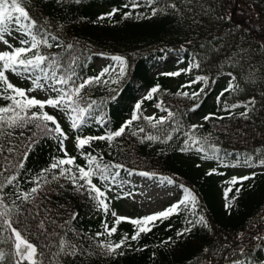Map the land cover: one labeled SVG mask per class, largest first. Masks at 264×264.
Wrapping results in <instances>:
<instances>
[{"label": "trees", "instance_id": "obj_1", "mask_svg": "<svg viewBox=\"0 0 264 264\" xmlns=\"http://www.w3.org/2000/svg\"><path fill=\"white\" fill-rule=\"evenodd\" d=\"M173 3L176 9L169 7ZM138 5L133 8L131 0H82L80 4L70 2L63 7L55 0H28L26 4L30 15L38 23L43 24L45 17L48 18L49 23L45 27L58 36L61 44L76 45L73 55L79 56L78 72L82 79L97 76L101 72L102 69L96 70L93 63L101 53L127 58V73L118 84L111 82L117 78V68L110 76L103 77L109 81L108 84L84 90L86 100L96 101L99 108L81 129L69 130L68 137L73 147L68 150V154L76 157L77 164H86L84 157L77 151L75 137H98L117 130L131 119L136 103L159 84L160 92L154 94V99L144 100L141 113L150 116L149 111L152 110L159 119L163 111L156 104L162 101L163 106L175 114L173 119L157 128H151L143 119L134 121L133 130L138 127L145 129L139 136L131 135L126 129L125 135L116 138L111 144L95 140L91 148L85 147L83 151L91 152L98 158L103 157V163L122 164L132 174L154 173L155 176L150 178L158 184L167 183H161L157 177L168 176L176 180V184L183 183L193 189L199 198V211L206 216L212 230L197 226L192 233L178 237L177 231L187 227L185 220L195 219L190 213L180 212L163 222L157 221L152 231L142 233L139 240L129 239L128 244L131 246L125 245L124 255H102L95 246L97 242L108 239L117 242L125 233L130 238L135 229L130 223L123 222L111 237L95 236L105 231L103 223L107 222L112 227L113 222L107 219L103 211L97 210L87 193L75 192L63 177L58 183L53 181L44 184L35 203L22 202L17 199L18 193L12 186L5 188V202L11 206V201L15 200L22 213V223L14 226L19 229L27 227L29 232L39 236L37 224L44 220L49 233L55 231L64 235L67 232L66 239L94 253L75 258L61 257V264H233L234 260L242 259L251 260L253 264H264V239L255 238L264 237V175L255 174L253 177V173H249L245 176L253 178L242 181L243 187L240 183L233 185L232 192L228 193L229 199H232L236 188H241V191L235 207L230 211L225 210V189L230 186L227 181L235 177L229 174L230 169L234 168L231 165L238 162L241 166L235 168L246 167L243 166V160L247 155H251L254 162L264 157V0H155L151 5L146 0H138ZM153 8L163 9V12L157 11L153 16ZM114 9L117 11L111 18L98 20V17ZM124 13L131 15L124 18ZM239 13L240 16H237ZM61 24L64 25L63 29L58 28ZM213 48L218 51L214 52ZM48 51L67 55L63 47H53ZM168 53L179 58L181 68L172 66L164 73L181 71L193 63H199L200 67L190 72L181 71L178 76L153 77V70ZM229 72L236 76V80H231L227 75ZM197 76L209 77L210 88L216 81H224L228 82L229 89L231 81L232 85L239 84L240 90L225 91L221 84L218 87L221 90L218 93L216 90L213 100L209 102L212 96L210 92H205L206 89L199 97L191 98L193 92L200 91L203 82L184 89L175 85L177 81L191 83ZM225 77L228 78L223 79ZM30 87L31 82L27 80L20 88ZM143 92L144 95L140 97ZM177 92H187L189 95H176ZM30 95L35 96V92ZM253 97L256 103L248 114L249 119L239 115L245 111L243 107L225 108V105H243ZM85 102H82V106ZM7 103L10 102L0 99V106ZM196 104H199L200 111L196 120H193L192 109ZM45 111L57 118L49 108ZM210 114L212 118L205 120ZM100 117H103L104 123L99 122ZM177 124L180 126L179 131L172 132ZM60 125L64 131L67 129ZM191 125H203L195 130V135L198 138L207 137L208 142L220 150L219 160H205L201 158V153L179 150L187 139L184 133L192 131ZM149 133L160 135L161 139L171 133L173 138L167 143H141L140 138ZM54 136V133L42 136L30 125L28 128L15 129L11 137L0 141L5 148H14L12 153H0V165L24 163L23 169H11V174L18 176L20 191L26 192L35 187L32 181L40 175L41 170L48 168L55 158L63 157L64 153ZM25 152H28L26 161L22 160ZM211 169H216V173L220 174L206 175ZM119 171L120 179L132 175L124 169ZM8 174L6 171L5 175ZM47 175L51 179V174ZM93 183L107 192L111 202L109 191L104 185L107 184L111 189L112 183L97 177H93ZM28 210L33 215L38 213V218L33 219ZM72 213H78L75 220H71ZM49 220H55L56 224H49ZM69 220L71 223H66ZM57 225H64V228ZM70 229H75V233ZM86 236L93 239H87ZM170 238L175 243L169 242ZM30 239L38 246L48 242L43 237ZM57 240L58 237H52L53 244ZM241 243L246 254L244 256L240 255ZM0 248L5 252L12 251L11 244L0 245ZM205 248L208 252H204ZM4 264H8V261ZM25 264L28 262L25 261Z\"/></svg>", "mask_w": 264, "mask_h": 264}, {"label": "snow or ice", "instance_id": "obj_2", "mask_svg": "<svg viewBox=\"0 0 264 264\" xmlns=\"http://www.w3.org/2000/svg\"><path fill=\"white\" fill-rule=\"evenodd\" d=\"M55 2L63 7L65 3H76L80 4L82 0H55ZM147 4L151 5L155 3V0H146ZM190 2V0H189ZM28 0H0V43L4 44L7 49L0 51V99L4 101H9L5 106H0V141H3L6 137H11L15 129L28 128L30 125L34 126L42 136H50L55 134L54 138L58 140L60 145V150L64 153L63 157L55 158L53 163L45 169L41 170L38 177L34 178L32 183L35 187H32L26 192L19 190V185L17 183L18 176L11 174V169L15 167L16 169H23L24 163H18L16 165H0V245L11 244L12 251L5 252L0 248V264H4L7 260L8 264H61V257H77L82 256L85 253L88 255H93L94 253L88 252L82 246H77L71 240L66 239L67 232L64 235L57 233L55 231L49 233L45 227L44 220H40L37 224V233H31L28 231L27 227L24 229H19L14 225H19L22 223L20 217L22 215L20 206L16 204L15 200L11 201V206L5 202L4 189L12 186L18 193L17 199L22 202L27 201L35 203L37 194L41 191L44 184H51L53 181L59 182L60 178L63 177L71 185L75 192L77 193H87L88 198L95 203L97 210L103 211L107 215L110 211V201L107 197V192L102 190L93 183V177H97L103 181H110L112 184L117 186L122 185V180H120V169H124L129 175L132 174L131 170L125 169L122 164H109L103 163V157H97L92 155L91 152H84L85 147L91 148L92 142L95 140L107 141L111 144L116 138L122 137L126 133V129L133 136H139L143 133L145 129L143 127H138V129L133 130L134 121L143 119L148 122L151 128H157L160 125H164L168 120L173 119L175 114L171 112L168 108L163 106V102L156 104V107L160 111L167 112V117H160L157 119L155 116H143L141 113V105L144 100L154 99V94L160 92V85L152 87L148 94L134 106V111L131 119L125 121L117 130L108 132L104 136H80L75 137L77 151L81 153L84 157L86 164L80 165L76 163V157L70 156L68 154L67 148L64 142L68 140V134L63 130L57 118L45 111L46 108H51L56 111L64 113L66 118L70 121V126L73 130H79L87 123L89 117L94 116V112L99 108L96 101L87 99L84 94L86 88L96 86L99 84H108V80L103 79L106 75H111L112 72H117V78L112 79L113 84H118L120 80L126 75L128 62L127 58L121 55H110L107 56L108 59L113 61L112 65H109L101 70V72L94 77H88L82 79L78 72L79 68V56L73 55L76 45L73 43L61 44L59 42L58 36L49 31L48 27H45L49 23L48 18L45 17L44 23H38L34 19L26 4ZM131 6L133 8L138 7V0H131ZM128 7V5H125ZM169 7L176 9V5L170 4ZM116 9L111 13H107L104 16L98 17V20H104L105 18H111L116 13ZM157 11L163 12V9L153 8L152 15L155 16ZM178 11V10H177ZM131 13H124V18H127ZM230 19V17H226ZM64 25H58L59 29H63ZM13 32H16L21 37L19 43L21 46L16 47L10 43L9 39L6 37L11 36ZM53 47H63L67 55H61L59 53H52L48 50ZM214 52L218 49L213 48ZM100 55H105L101 53ZM199 63H193L189 68L182 69V72H190L193 68H199ZM181 71L173 73H161V75L178 76ZM9 73L28 79L31 82V87L27 89L20 88L14 85L9 79ZM231 77V80H236L231 72L227 73ZM203 82L205 86L208 85L209 77L207 76H197L189 85L185 87H191L193 83ZM37 90L42 91L47 95V99L41 100L37 99L36 96L30 95L32 92ZM239 84L232 85L230 81V88L225 91H239ZM204 92V88H201L199 92H193L191 98L199 97L200 93ZM54 93V95H52ZM176 95L188 96L187 92H177ZM223 95V93H221ZM219 101V97L217 98ZM86 101V102H85ZM82 102H85L82 106ZM255 98H251L247 103L243 105L233 104L231 106L225 105V108H237L243 107L245 111L241 112L239 115L244 119H249V112H251L255 107ZM251 105L252 107H249ZM199 107L196 104L193 107V111ZM212 114L205 117V120L211 119ZM223 119V117H221ZM100 123H104L103 117L99 118ZM54 127H52V126ZM203 125H191V132H185L184 135L187 139L184 141L183 146L179 149L181 152L195 151L202 154V159H216L219 160V149L213 144L208 142V138H198L195 135V130L197 128H202ZM180 126L173 128L171 131H179ZM23 133H21L22 135ZM36 135V133H33ZM172 135L169 133L161 139L160 135L146 134L140 138V142L145 141L167 143L172 140ZM31 139V138H29ZM207 145V147H205ZM31 148H29V151ZM7 151L12 153L14 151L13 147L5 148V145L0 142V153ZM260 151V150H257ZM28 158V152L22 155V160L26 161ZM6 159V157H5ZM67 166V167H65ZM231 166L237 167L241 166L238 162L232 164ZM243 166L246 167H264V157L258 160V162L253 161L251 155L245 156L243 160ZM116 169V171H112ZM58 170V172L56 171ZM9 172L5 175V172ZM51 174V179L48 178L47 174ZM216 173V169L209 170L206 175H213ZM141 176L153 177L154 173L140 172ZM220 174V173H216ZM255 173H253V177ZM253 177H233L232 180L227 181L230 185L229 188L225 189V210L230 211L235 207V201L238 198L241 188H236L233 193L232 199L228 198V193L232 192V186L237 183L241 184L242 181L251 179ZM161 183H167L169 185L176 184V180L172 177L161 176L157 177ZM61 188L64 187L63 184L60 185ZM182 190V197L176 203L170 205L166 209L153 213L148 216L131 218L119 216L115 210H111V216L114 218L112 227L108 226V223H103L104 232L96 233L95 236L100 237H111L113 234L117 233L118 227L121 223L127 222L133 225L135 231L134 234L129 238L128 234L125 233L123 237L117 241L113 242L110 239L99 241L96 243V247L101 250L102 255L115 257L124 255V247L128 244L129 239L136 241L139 240L141 234H147L152 231V228L156 226V222H163L169 219L171 216L179 214L180 212L190 213L195 219H186L185 227L182 231H177L178 237L185 236L186 233H192L193 229L197 226L212 230L206 216L199 211L200 204L198 195L195 191L183 183L177 184ZM104 188L110 191L108 185L105 184ZM130 195V194H126ZM11 199V195L8 197ZM119 198V197H117ZM37 207H39L37 205ZM29 215L33 219L38 218V213L32 214L31 210ZM78 213L71 214V220H75ZM71 220L66 223H71ZM49 224H56L55 220H49ZM60 228H64V225H57ZM70 231L75 233V229H70ZM4 233H8L7 236ZM79 236V233H76ZM243 234L241 233L240 236ZM30 237L37 238L43 237L47 243L40 244L39 246L31 242ZM52 237H58L55 244L52 243ZM87 239H93L92 237H85ZM258 240L264 239V237L256 236ZM171 243L175 241L169 240ZM55 249V251H53ZM240 255H246L244 253L243 244L239 245ZM204 252H208L205 248ZM10 257V259H9ZM233 264H253L251 260H234Z\"/></svg>", "mask_w": 264, "mask_h": 264}, {"label": "rangeland", "instance_id": "obj_3", "mask_svg": "<svg viewBox=\"0 0 264 264\" xmlns=\"http://www.w3.org/2000/svg\"><path fill=\"white\" fill-rule=\"evenodd\" d=\"M237 16H240L239 14H236ZM253 22V20H250V22ZM9 39L10 43L13 44L16 47H19V39L21 38L18 33L13 32L11 36L6 37ZM264 42V41H263ZM3 50H10L7 49L6 46L2 43H0V51ZM166 61L163 63V59L161 60L160 65L155 68L154 72H152V76L156 77L161 75V73H164L166 69L171 68L172 66H176V69H180L181 65L178 64L177 60L173 58L166 57ZM111 63H114L107 57H100L97 62L96 66L97 68L105 67ZM167 64V65H166ZM167 66V68H166ZM9 79L11 82L18 86L22 87L24 86V82L28 79H24L22 77L15 76L11 73L8 74ZM228 77H225L223 79H226ZM190 83L177 81L175 85L182 87L183 89L186 88V85H189ZM196 85H199L201 83H193ZM222 84V88L225 90L228 88V82L223 83L221 81H216L212 87L210 88L208 85L205 86L204 84H201L200 88L206 89V93L211 94V98L209 99V102H211L214 98L215 92L217 90V93L221 90V88H218L219 85ZM193 90V89H192ZM54 95V93L52 94ZM144 95V92L141 94L140 97ZM35 96L37 99H47V95H45L42 91H37L35 93ZM52 110V109H51ZM54 114L59 118V121L62 125L66 126L67 128L71 129L70 122L64 115V113L54 110ZM200 109L196 108L195 111H193L192 119L196 120V115L199 113ZM150 116H155L154 111H149ZM167 112H162V117H167ZM68 125V126H67ZM65 132L69 134V130L65 129ZM65 147L67 150L72 148V141L70 138L64 142ZM249 173H255L257 175H264V167H256V168H247V167H239V168H231L229 171V174L235 177H241L245 176ZM130 194V195H126ZM182 190L177 187V185H160L157 184L155 181H153L150 177L147 176H141L139 174L131 176L127 180H122V185L117 186L115 184L112 185V189L109 192V196L112 198L110 202V211L106 215L108 217L109 221L113 222V217L111 216V210H115L119 216L124 217H131L136 218L138 216H148L153 213L162 211L169 207L170 205L176 203L179 199L182 197ZM119 197V198H117Z\"/></svg>", "mask_w": 264, "mask_h": 264}]
</instances>
